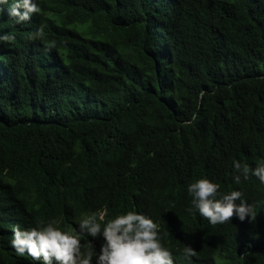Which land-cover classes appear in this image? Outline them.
Here are the masks:
<instances>
[{
  "label": "trees",
  "instance_id": "16d2710c",
  "mask_svg": "<svg viewBox=\"0 0 264 264\" xmlns=\"http://www.w3.org/2000/svg\"><path fill=\"white\" fill-rule=\"evenodd\" d=\"M36 3L24 23L0 13L14 37L0 41V264L37 263L12 248L17 226L75 233L98 211L155 215L178 264H264V190L233 180L234 160L264 162V0ZM205 178L241 191L255 221L190 213L188 185Z\"/></svg>",
  "mask_w": 264,
  "mask_h": 264
},
{
  "label": "clouds",
  "instance_id": "9594fccd",
  "mask_svg": "<svg viewBox=\"0 0 264 264\" xmlns=\"http://www.w3.org/2000/svg\"><path fill=\"white\" fill-rule=\"evenodd\" d=\"M5 13L15 23L30 21L34 14L41 12L36 0H0V13ZM25 28L20 26L17 29ZM26 29V28H25ZM45 25L41 24L36 31L28 34V39H43ZM14 37L10 34L0 35V41L8 42ZM56 47V41L46 44V49ZM37 59H47L43 50L35 51ZM205 93L201 92L202 98ZM196 119L193 114L192 120ZM187 123L190 122H186ZM233 180L236 184L255 176L264 190V162L254 169L233 161ZM220 186L208 179H198L188 185V194L191 197L190 213L198 212L213 226L231 223L233 218L244 222L247 218L256 219V211L243 198L241 191H231L220 195ZM105 217L104 211L92 213L79 222L75 233L62 231L55 225L56 220L46 225L40 222L38 227L21 230L17 226L13 230L11 246L19 256H30L36 264H178L177 256L172 250V236L170 228L155 215L139 214L129 211L118 215L114 219ZM103 226V228H102ZM88 235L93 239L103 237L104 243L100 251H82L81 236ZM186 258L196 255L191 246L184 249Z\"/></svg>",
  "mask_w": 264,
  "mask_h": 264
}]
</instances>
